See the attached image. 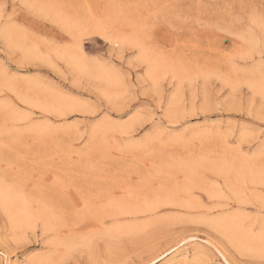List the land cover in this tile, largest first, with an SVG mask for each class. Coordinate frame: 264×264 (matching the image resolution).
<instances>
[{
	"label": "rangeland",
	"instance_id": "374dc122",
	"mask_svg": "<svg viewBox=\"0 0 264 264\" xmlns=\"http://www.w3.org/2000/svg\"><path fill=\"white\" fill-rule=\"evenodd\" d=\"M0 189V264H264V0H0Z\"/></svg>",
	"mask_w": 264,
	"mask_h": 264
},
{
	"label": "bare ground",
	"instance_id": "6f19581e",
	"mask_svg": "<svg viewBox=\"0 0 264 264\" xmlns=\"http://www.w3.org/2000/svg\"><path fill=\"white\" fill-rule=\"evenodd\" d=\"M13 194H11L10 196H8V195H6L5 194V191H2V189H0V199L3 201V203H4V205H5V207H8V208H10V206L11 207H13L12 205L14 204V202H17V201H19V200H17V201H15V195H13V196H15L14 198H13V196H12ZM12 196V197H11ZM78 197V196H77ZM81 200V199H80ZM79 200V201H80ZM18 203V202H17ZM17 203H16V208H17ZM21 205H20V201H19V203H18V207H20ZM18 211H19V213H20V216L18 217V220H22L23 218H24V215H25V213H26V209L23 207V204H22V206L20 207V208H18ZM80 225V224H79ZM77 226V225H76ZM262 242V241H261ZM264 242V241H263Z\"/></svg>",
	"mask_w": 264,
	"mask_h": 264
}]
</instances>
